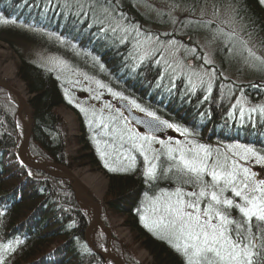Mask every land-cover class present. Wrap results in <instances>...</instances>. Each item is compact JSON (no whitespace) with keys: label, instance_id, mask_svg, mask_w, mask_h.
Returning a JSON list of instances; mask_svg holds the SVG:
<instances>
[{"label":"trees","instance_id":"1","mask_svg":"<svg viewBox=\"0 0 264 264\" xmlns=\"http://www.w3.org/2000/svg\"><path fill=\"white\" fill-rule=\"evenodd\" d=\"M70 1L0 0V41L8 44L18 55L17 77L30 97L27 102L34 128L29 149L33 157L56 163L57 166L69 170L73 167V161L65 152L66 127L56 110L68 106L67 76L74 70L107 83L113 90L130 97L146 113L152 112L156 117L168 121L177 129L181 138L190 140L195 146H206L214 155L217 150L221 156L228 154L227 148L232 145L251 148L259 155H264V141L258 140L264 134V112H261V108H264V74L261 78L256 75L258 77L255 80H259L244 87L234 84L225 86L220 82L212 90L206 86L191 88L182 79L172 84L171 77L164 78L165 70L162 65L157 64L154 56H150L145 64H140L141 68L152 79L158 75L169 79L171 90L164 92L169 98H174L171 103L175 105L169 107L159 104L157 100L146 96L148 93L143 92L144 89L140 86L142 83L136 81L132 86L124 82V75L117 77L115 72L122 70L124 55H121V50L111 51L106 39L107 35L119 32L111 18L122 17L121 22L129 29V35L137 31L134 26L147 22L135 13V4L140 0H91L90 5L83 8L75 1L71 5ZM175 1L188 6L191 2L199 5L205 0ZM228 1L235 8L237 18H241L247 25L250 24L252 30L264 40V7L260 0ZM34 7L36 9L31 12ZM21 8H26L23 23H20L21 18L12 19L14 10L23 13L19 10ZM29 13H33L32 16L28 17ZM109 13L113 16H109ZM74 15H81L84 18L83 23L74 24ZM63 21L68 22L69 29L65 28L58 38L63 43H72L76 48L74 53H69L62 46L58 52L57 48L49 47L41 36V32L54 28ZM100 29L104 32L101 39L97 35ZM197 30V27L192 28L189 34L198 33ZM67 32L74 36H67ZM117 34L122 35L121 32ZM134 39L137 40L138 37ZM13 40L39 45L45 52L67 60L65 75L59 76L60 72L48 70L29 60L21 46H18L19 43ZM232 57L230 54L228 58L231 60ZM239 60V65L253 69L250 62L247 63L241 58ZM233 95H242L247 104L254 105L256 112L259 110L257 115L254 111L252 117L245 118L238 103L231 106L226 103ZM7 97V93L0 89V252L3 264H113L88 247L83 234L89 225V218L72 194L69 182L54 177L50 172L27 169L16 159L14 154L19 144L16 134L17 109ZM80 123L79 144L84 146L83 152H89L86 155L87 162L92 169L102 172L108 179L103 202L106 211L115 217L124 218V228L150 251L154 258L151 264H183L180 254L168 243L150 234L141 223L139 211L143 196L148 187L150 188V182L146 180L140 163L137 162L136 168L127 172L112 173L104 170L92 141H89L86 125L83 121ZM236 133H243L246 140H235L233 136ZM114 139L115 136L110 143H114ZM121 149L122 144H117L116 151L120 155L124 154ZM162 153H165L164 149L159 152ZM8 245L11 247L6 249L5 246ZM93 245L100 251L99 246Z\"/></svg>","mask_w":264,"mask_h":264},{"label":"rangeland","instance_id":"2","mask_svg":"<svg viewBox=\"0 0 264 264\" xmlns=\"http://www.w3.org/2000/svg\"><path fill=\"white\" fill-rule=\"evenodd\" d=\"M191 3L187 6L185 3L178 4L175 0H140L138 4H135V13L139 14L138 16L142 17L144 21H147L140 26H134L138 30L134 33L135 37H138L134 44L140 58L145 60V58L154 56L158 52L160 54L158 62L164 60V64L168 68L171 67L180 72L185 71L193 79V86L200 85L202 82L210 83L214 75L215 78L219 76L220 82H223L225 86L234 84L238 87H244L259 80H255L256 77L259 76L261 78L264 72L258 71L255 67L252 69L249 66L243 67V64L239 65V57L246 53L243 52L240 44L241 39L247 41L248 47L256 52L258 56L264 57V40L256 34L255 30H252L250 24L247 25L241 18H237L235 8L228 0L224 2L221 0H205L199 5H196L194 2ZM262 5L264 7V4ZM111 13H109V16L112 17ZM114 20L115 23L113 22L112 24L119 32L124 34L129 30L122 24L123 22L118 21L120 20L119 18H111V21ZM207 21H211V23L205 27L204 22ZM196 27L198 28V33L189 34L190 30ZM216 29H223L224 33L234 32L237 38L235 40V47L226 42L223 35L213 39ZM144 33H147V35ZM127 37L128 35L124 36L126 39ZM13 42L19 43L18 46H21V50H23L25 57L29 60L35 61L51 71L66 72V67L68 66L67 60L55 54L45 52L39 45L23 42V40H13ZM3 46L6 48V51H0V84H3L9 92L10 89L17 91L15 80H18L17 66L19 58L8 44L0 41V49H3ZM192 49H195V53L190 51ZM230 54L233 55L231 60L228 58ZM205 58L211 60V63L205 64ZM213 69L215 70L214 72ZM72 72V74L70 73L67 76L68 100L69 105L72 107H62L56 110L66 127L65 131H67L65 152L67 157L73 161L72 171H69L72 177L67 178L66 173L58 171L56 174L61 176L66 182H69L72 194L80 197L79 199L77 198L80 202L79 204L85 215L89 218V225L83 235L86 240L92 243V246H94L93 244L99 246L100 251H103L105 255L113 256L122 264H128V262L133 264H151L154 258L149 253L150 251L128 229L124 228V218L115 217L105 209L103 202H105L108 179L102 172L92 169L89 162H87L86 155L89 152H83L84 146L79 144L81 142V131H79L81 120L78 112L87 117V125L90 128L88 129L90 130L89 137L94 145L95 153L100 157V161L103 162L104 167L107 163L108 167H105L106 169H115V171L122 172L136 168L134 164L129 167L131 163L129 158H134V154L136 153L140 157L139 159H141L140 166L144 172L147 166L144 162V155L138 148L128 146L121 149L124 153L121 159L118 156H113L112 154H117L112 151V148L103 140L106 146L101 145V139L98 140L100 131L104 132V128H100V121L106 120L108 124L116 128H123V120H111V117L118 116L121 113L116 108L117 102L121 100L132 104L137 113L145 116L148 115L146 112H141L137 109L130 97H124L123 93L113 90L102 80L89 77L82 73V71L74 70ZM19 83L24 89V102L28 103L27 101H29L30 97L25 91L24 84ZM6 90L3 89V91ZM113 93H119L120 95L114 96ZM7 98L17 110L18 107L20 109L17 115V134L20 135L21 143L23 144L26 141L29 130L26 110L22 107L20 100L15 94H10ZM245 101L243 97L238 101V105L241 106V112L247 115L254 113V105L247 104ZM107 105H111V107H106ZM25 106L28 108L27 104ZM123 115L127 117L125 113ZM128 129H130V133H127V139L128 134L139 133L141 136L146 135L138 128L131 126L129 122ZM176 130V128H173V130L171 129L166 134L153 135L156 139L150 145L139 140L136 143H144V151L150 160L156 155H160L161 160H166L164 155L161 157V154H159L160 149H164L166 152L165 145L182 148L196 147L190 140L184 137L181 138ZM109 131L113 133V129L108 128ZM159 132L162 133L160 130L156 131L158 134ZM115 134L117 136V132ZM158 141H164V145ZM244 148L246 147L241 145L239 147L237 145L229 146L227 148V155L233 159H237L241 164H245L251 171L256 172L259 178H264V164L256 163L255 156H249L247 161H243L239 160L238 155H234L236 153L242 154ZM29 150L28 148L26 151L29 152ZM28 157L29 162L32 161L30 155ZM153 162L159 163V161ZM35 169L36 171L43 172L47 170L44 168ZM46 172L55 174L48 170ZM159 177L158 179L171 178V173L168 176L160 174ZM175 187V182L164 184L159 191L155 187H151L149 192L151 198L144 200L147 202H144L143 212H141V216L145 217L144 220H141L142 225L159 237L158 231L153 229L151 224V221L157 216L151 210L152 202L163 191H172ZM188 190L191 189L189 188ZM227 195H231V193ZM99 209L100 214H98ZM146 224L148 227L145 226ZM90 228L91 230L88 232ZM165 241L168 242L167 240Z\"/></svg>","mask_w":264,"mask_h":264},{"label":"snow or ice","instance_id":"3","mask_svg":"<svg viewBox=\"0 0 264 264\" xmlns=\"http://www.w3.org/2000/svg\"><path fill=\"white\" fill-rule=\"evenodd\" d=\"M260 3L264 4V0H260ZM209 23L211 21L204 22V26L207 27ZM221 35L235 47L237 38L234 32L224 33L223 29H216L213 39ZM240 44L243 52L247 53L250 66L264 72V57L248 47L247 41L241 39ZM190 51L195 53V49ZM204 63L210 64L211 60L205 58ZM132 103L141 112L146 111L135 101ZM261 112H264V108H261ZM146 114L153 117V121L139 122L150 129L158 130L156 122L174 127L167 121H160L152 112ZM111 120L124 121L123 128L113 127V132H119L123 140L126 132L130 133L127 118L121 112ZM101 123L105 128L109 127L103 120ZM155 139L151 133L143 136L139 133L128 134V141L144 155L146 179L160 178L159 168L163 176L171 173V179L176 183L172 191H163L152 202L151 210L157 216L151 224L160 238L167 240L183 257V264H264V178H259L256 172L227 154L221 156L217 150L214 155L204 145L194 148L165 145L167 150L161 155L166 160L162 161L160 155L150 160L144 151V143L150 145ZM137 140L144 143L137 144ZM158 142L164 145V141ZM234 155L243 161L255 156L256 163L264 164V155L251 148H244L242 154ZM129 159L131 167L135 158ZM105 167H108L107 163ZM144 219L141 216V220ZM145 226L148 227L147 224ZM10 247L5 246L6 249ZM0 264H3V256H0Z\"/></svg>","mask_w":264,"mask_h":264},{"label":"bare ground","instance_id":"4","mask_svg":"<svg viewBox=\"0 0 264 264\" xmlns=\"http://www.w3.org/2000/svg\"><path fill=\"white\" fill-rule=\"evenodd\" d=\"M74 1L79 5V6H82V8H83V6H87V5H90L89 3H91V0H71L70 2H71V5H73V3H74ZM71 5H69L70 7H72ZM2 5H0V7H1ZM40 7V6H39ZM36 8L34 7V8H31V12H34V10H35ZM19 10H21V11H23V13H19L17 10H14V16L12 17V19H15L16 20V18H21V21H20V23H23L24 21H25V19H23L24 17H25V11H26V8H21V9H19ZM43 11V9H41L40 10V12H42ZM86 11V10H85ZM16 14V15H15ZM32 14L33 13H29L27 16L28 17H30V16H32ZM26 16V17H27ZM27 17V18H28ZM82 21V22H81ZM83 21H84V18L81 16V15H78V16H75L74 15V17H73V20H72V22L75 24H78L79 25V22L80 23H83ZM65 26V27H64ZM68 27V22L67 21H63V22H61V23H59L56 27H54V28H51V29H47V30H45V31H43V32H41V36H42V38L47 42V44L49 45V47L50 46H52V47H55V48H57V50H58V52H60L61 50H60V47L62 46L63 48H66V50L67 51H69V53H74L75 52V50H76V48L74 47V45L72 44V43H70V42H68V43H63L59 38H58V36L60 35V33L65 29V28H67ZM40 29H42V27L40 28ZM67 29H69V28H67ZM71 29H74V28H72L71 27ZM67 34V36H70V37H72V36H74V34H72V33H70V32H67L66 33ZM70 41H72V39H70ZM0 51L1 52H4V51H6V48L3 46V49H0ZM20 81L19 80H15V86H16V90H17V93L19 92V94L21 93V95H20V97H18V99L20 100V102L22 103L21 105H24V101H25V99H24V89H23V86L19 83ZM231 93V92H230ZM155 94H157V92L155 91L154 92V95ZM231 96V95H230ZM229 96V97H230ZM243 96L242 95H239V96H237L236 97V95H233L229 100L230 101H228V102H226V103H228V104H230V106L231 105H234V104H237L238 103V101L239 100H241V98H242ZM156 99V98H155ZM171 99L174 101V98H170L169 100H166V101H159V104H164L165 106H169V107H173V105H175V104H172L171 103ZM201 121L202 122H205V119H202L201 118ZM89 139H90V137H88ZM98 140H100V139H98ZM106 142H109L110 140L108 139V138H106V139H104ZM89 141H91V139L89 140ZM101 141V145H103V146H106L104 143H103V141L102 140H100ZM113 156H118L120 159H121V155H114V154H112ZM21 158L22 159H24V160H27L28 162H29V157H28V154H27V151H26V149H24V151L21 153ZM30 164H32L31 162H30ZM110 172H113V171H111V170H109ZM93 251L94 252H96V250L95 249H93Z\"/></svg>","mask_w":264,"mask_h":264},{"label":"water","instance_id":"5","mask_svg":"<svg viewBox=\"0 0 264 264\" xmlns=\"http://www.w3.org/2000/svg\"><path fill=\"white\" fill-rule=\"evenodd\" d=\"M0 87L4 88V89H7L3 84H0ZM10 91H11V89H10ZM119 106H120V108H123L127 112V114L129 115L128 118L130 119V121H132L133 123H135L138 126L145 127L148 130V132H156V131H159V130L162 131V132H165L167 130V126L166 125L160 124L158 122H156L158 130L150 129L149 127L146 126L145 123H142V122H139V121H153V120H148V118L147 119H142V118L136 117V115L132 112V109L130 107H128L127 104L125 105V103H119ZM27 113L29 115V121H30V114H29V110L28 109H27ZM30 137H31V129H30V135H29V138H28V142L30 141ZM104 256L107 257V258L112 259L115 264H120L117 261V259L111 258V257H109L107 255H104Z\"/></svg>","mask_w":264,"mask_h":264}]
</instances>
